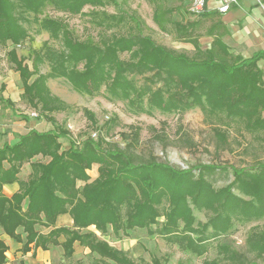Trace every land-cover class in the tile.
<instances>
[{
	"label": "trees",
	"instance_id": "1",
	"mask_svg": "<svg viewBox=\"0 0 264 264\" xmlns=\"http://www.w3.org/2000/svg\"><path fill=\"white\" fill-rule=\"evenodd\" d=\"M147 1L156 5L162 0ZM47 4L79 13L86 5L117 6L119 2L0 0V46L13 45L7 55L20 74L22 99L40 110L38 116L54 124L46 131L32 128L17 142L0 147V264L6 261L8 249L2 233L23 242L19 228L26 234L23 252L30 249V243L44 249L59 244L58 237L64 235L66 256L73 254L74 242L78 241L99 256L95 264H136L128 250L105 238L110 231L116 236L120 232L128 235L130 229L157 224L161 236L201 255L207 251L204 232L208 227L212 228L210 236H217L226 233L233 220L251 221L264 214V160L255 144L264 143V79L258 65L264 51L247 58L234 54L218 34L211 47L202 48L203 20L198 17H204L205 11L194 19L161 26L177 41L191 43V53L160 43L141 30L129 35L111 33L95 43L77 37L63 20L45 16L39 24L60 42V47L35 51L30 66L17 52L27 37L23 23L32 13L38 16ZM155 18L158 20L156 12ZM125 20L124 14H108L105 26L112 28ZM43 63L48 66L44 72ZM51 78H64L73 90L89 95L105 87L108 96L148 115L154 109L181 115L199 107L212 126L216 149H231L230 134L223 126L235 123L245 140L246 134L250 135L243 150L253 156L252 161L241 167L212 162L180 168L159 160L153 152L138 150V128L122 133L129 140L124 146L102 136H87L78 143L53 116L71 105L52 92L48 85ZM5 101L13 105L11 100ZM84 112L96 124L94 114L88 109ZM150 129L155 140L171 143L164 130L156 126ZM61 138H67L68 144L64 146ZM182 140L192 142L188 136H180L174 143ZM39 154L49 160L34 159ZM25 162H30L31 173L22 179L19 172ZM94 163L99 165L98 177L89 181L88 171ZM229 167L233 179L214 187L209 177L217 171L229 174ZM79 180L85 181L82 187L77 185ZM16 181L19 190L6 195L4 185ZM194 208L211 214L207 222L197 224L203 230L195 225ZM63 213L72 216V227H54L48 233L37 230V225H55ZM90 226L96 231L87 230ZM246 244L249 252L264 256V233L252 234ZM220 251L223 264H260L228 243L221 244Z\"/></svg>",
	"mask_w": 264,
	"mask_h": 264
},
{
	"label": "rangeland",
	"instance_id": "2",
	"mask_svg": "<svg viewBox=\"0 0 264 264\" xmlns=\"http://www.w3.org/2000/svg\"><path fill=\"white\" fill-rule=\"evenodd\" d=\"M118 2L119 5L117 6L114 4L105 7L86 5L79 13L65 12L47 4L38 16L32 13L28 16V20L23 23L27 30V37L17 46L18 54L25 58L26 63L31 65L35 51L47 46L60 47V42L50 37L49 32L39 24L38 20L45 16L63 20L77 37L95 43H100L103 37L109 36L111 33L129 35L141 30L144 34L152 36L156 41L169 47L185 49L181 47L173 35L164 31L161 26L168 27L171 21L181 20V11L188 15L192 14L196 18L198 15L190 10L193 0L181 2L162 0L156 5L147 0H118ZM155 12L158 20L155 18ZM112 13L124 14L126 20L118 26L107 28L105 26L107 15ZM204 26L203 20L200 29H203ZM12 46L9 45V47ZM186 50L192 52L191 49ZM2 53L4 54L5 51ZM5 58V56L0 55V68L2 70L7 66H12ZM41 69L43 72L47 71V63L41 64ZM48 85L54 94L71 105L65 111L53 113V116L57 124L71 131L78 143H81L87 136H92L95 139L102 136L108 141L124 146L129 140L125 139L122 133L135 132V128H138L140 134L138 150L146 154L153 152L159 160L168 161L180 168L212 162L241 167L249 165L252 161L253 156L246 154L243 150L250 135L246 134L245 140L235 123L230 126H223L230 134L231 149H216L212 126L206 123L205 115L199 107H193L181 115L175 112H163L159 109H154L153 113L148 115L136 112L126 101L108 96L105 87H102L100 92L89 95L73 90L64 78H51L48 80ZM29 106L31 105L27 101H21V105L17 109L22 112V115L26 110H34L40 114L39 109H33ZM84 109H88L94 114L96 124L92 123ZM30 117L36 118L37 116L30 115ZM151 126L164 130L170 136L171 143L165 144L164 141L155 140L150 129ZM180 136H188L192 142L182 140L178 144L174 143L175 139ZM255 144L259 156L264 160V143ZM228 172L229 174L217 171L210 176L213 186L218 188L229 183L233 179L230 167ZM193 214L196 217L195 225L203 230L197 224L207 222L211 214L207 213L205 209L198 208H194ZM159 220L163 221L164 218L160 217ZM157 229L158 225L153 224L150 228L130 229L128 235L120 232L118 236L110 231V234L106 235L105 238L112 244L128 250L136 264H205V262L211 261L223 264L225 259L220 251V245L225 243H228L236 251L247 253L250 259L264 264V256H256L255 253L249 252L246 244L247 239L252 234L264 233V214L251 221L233 220L228 231L217 236H210L212 228L208 227L204 232L205 236L208 237L205 242L207 251L201 255L183 249L177 243L170 242L161 236ZM81 256L78 260L74 258L65 259L61 264H95L100 259L98 255L90 251Z\"/></svg>",
	"mask_w": 264,
	"mask_h": 264
},
{
	"label": "crops",
	"instance_id": "3",
	"mask_svg": "<svg viewBox=\"0 0 264 264\" xmlns=\"http://www.w3.org/2000/svg\"><path fill=\"white\" fill-rule=\"evenodd\" d=\"M181 2L180 0H177ZM222 4V0H206V15L199 16L204 20V28L201 29L202 35L199 39L202 48H209L215 36L220 35L222 40L228 44L230 51L239 54L245 58L251 57L258 51H264V0H238L237 4H232L226 12H220L218 7ZM181 20L194 19L195 16L187 14L184 11L180 13ZM181 47L185 49H193L191 43L177 41ZM3 47V46H2ZM0 47V55L5 56L8 63L7 51L9 45ZM2 51H5L3 54ZM5 58V59H6ZM4 60V59H3ZM12 64V63H11ZM258 65L263 70L264 79V59L258 61ZM31 66V65H30ZM5 71V72H4ZM23 84L18 71L12 66H7L4 70L0 68V147L5 143L13 144L18 141L20 135L28 130L35 128L39 131H46L54 128V124L43 116L36 118L30 117L29 113L34 110L22 112L17 109L21 105ZM11 100L13 105H9L5 100ZM30 108L31 107L29 106ZM264 115V112H263ZM63 145L68 144L67 138H61ZM34 159H43L48 161L49 158H43L41 154ZM97 163L92 165L88 171L90 175L89 181H93L98 177ZM31 173L30 162H25L19 172V177L27 179ZM85 181L79 180L77 185L82 187ZM19 183L13 182L4 185V192L11 196L19 190ZM73 218L69 213H63L57 216L55 225L43 226L37 225V230L42 233H48L54 227H72ZM87 230L96 231L94 226H90ZM23 242L2 233L1 238L8 246L6 251V261L3 264H61L65 259H80L83 253L90 251L87 247L82 246L78 241L74 242V252L71 256H66L62 243L66 237L61 235L58 237L59 244H49L46 249L36 247L34 243H30V249L27 252L22 251L26 234L22 232Z\"/></svg>",
	"mask_w": 264,
	"mask_h": 264
},
{
	"label": "built area",
	"instance_id": "4",
	"mask_svg": "<svg viewBox=\"0 0 264 264\" xmlns=\"http://www.w3.org/2000/svg\"><path fill=\"white\" fill-rule=\"evenodd\" d=\"M238 0H222V4L218 7L220 12H226L232 4H237ZM206 0H193L190 10L195 15H200L204 12ZM33 116H38L35 111L30 113Z\"/></svg>",
	"mask_w": 264,
	"mask_h": 264
}]
</instances>
